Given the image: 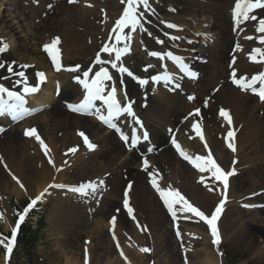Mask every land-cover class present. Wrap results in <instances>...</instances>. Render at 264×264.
Listing matches in <instances>:
<instances>
[{
	"label": "bare ground",
	"instance_id": "bare-ground-1",
	"mask_svg": "<svg viewBox=\"0 0 264 264\" xmlns=\"http://www.w3.org/2000/svg\"><path fill=\"white\" fill-rule=\"evenodd\" d=\"M64 1L66 0H0V42L7 45V50L0 53V63L5 65L0 68V84L14 91L20 85L18 92L21 95L26 86H35L38 89L37 92L25 97L24 107L27 111L22 118L18 117L14 120L7 113L0 116V127L3 128L0 134V147L6 142L10 150L16 151V153L7 152L6 148L0 151V168L4 174V182L0 178V203L5 205L2 196L10 186L23 184L25 187V180H29V184L34 185L37 192L34 197H36L46 188L45 195L52 194L53 191L48 187L50 184H63L67 186L65 189L69 190L73 186L103 179L105 184L99 190L103 192L102 199H105L101 204L102 208L98 206V210L103 215L104 210H107L110 216L106 220L108 224L104 223L102 216H99V221L95 218L93 223L95 227L92 226L88 231V234L96 235L92 246L87 243L89 246L81 244L78 247L77 242L71 241L68 247L66 233L73 234L71 236L76 238L86 232L87 225L80 227V224L83 220L89 221L91 217H94L96 207H91L94 205L91 198L98 196L97 192L93 195L81 196L78 193L68 194L61 191V194L52 197L55 202L52 208L54 218L49 214L46 216L47 231H51L52 235L58 233L66 244L65 246L62 243L57 244L58 250L55 252L57 262L65 258V264H78L77 259L71 260V256H67L69 253L74 255L78 251L76 255H81L83 252L81 256L84 257L85 263H88L90 257L93 259L96 254L101 264V261L106 258L105 253L111 251L110 244L107 242L106 225L120 230L121 237L122 234L129 239L132 236L130 228L123 226L122 215L116 218L115 224L112 223V218L117 216V211L111 215L112 211L108 206L113 200L119 204L123 203L124 192L128 190L127 185L131 183V190L134 189L136 195H133L130 190L129 201L134 205L136 219L133 220L126 214L125 216L132 222V232L135 234L137 244L142 248L151 249L152 246L153 249H166L171 253L172 245H166L164 237H161L165 236L166 232L164 231L161 235L157 232L158 225L162 222L158 216V214L161 215L162 209L159 205L163 201L152 186V177L149 176V172L155 174L156 182L161 188L176 189L184 196L191 197L192 202L196 203V206L199 205L205 213L210 208L214 211L222 198L219 191L209 192L207 187L199 185V179L206 177L205 181L209 186L222 190V185L215 181L210 173H202L189 161L183 160L171 144L174 137L180 144L181 150L190 157L207 156L210 153L224 170L233 168L236 170V174L230 178L227 201L223 206V210L225 212L229 210L231 214L227 215L228 212L225 215L224 212L221 218L222 221L228 220L227 228L232 229V235H229L228 230L224 228L221 246L230 236L231 238L234 236L237 241L240 236L247 235L251 237L246 242L250 246L253 245L252 252L264 253V101L253 96L250 93L251 89L242 90L238 87L233 82L232 76L235 70L236 79L245 77L250 81L251 77L264 73V61H261L259 56L255 60H251L249 56L253 49L264 48V44L258 41L264 33L256 31L259 19L264 18V9H257L251 13L257 16L256 21H242L237 27L233 20L235 0H148L150 7L144 9L141 6L140 8V11L144 13L141 19L143 28L138 27L136 31L130 28L125 29L124 34L131 39L127 41L122 39L120 44H116L117 33L112 32L109 42L108 37L111 28L121 17L126 6L121 0H76L75 4L65 2L69 8H75V10H72L70 15L60 16L58 22L49 25L47 15L53 9L59 11ZM59 14H61L60 11ZM169 23L177 27L168 28ZM39 27L41 31H38ZM44 28L45 31H43ZM59 34L63 39H60L55 48H52L56 51L55 56L60 65L57 70L56 63L48 57V51L43 54L41 48L51 45L53 37ZM69 34H76L82 38L81 42L85 41V43L77 42L79 48L76 49L78 44L73 41L74 38L68 39ZM173 37L177 38L173 39ZM246 37H253V39ZM125 43L129 51L121 56L117 64L126 67L133 76L120 72L118 68H112L111 63L107 62L114 61L115 53L109 55L103 51L100 52L105 45L122 48ZM152 52L162 55L172 53L182 59L183 65L169 59L166 55L163 59L154 57L150 54ZM98 54L105 63L93 64ZM233 58H235L234 63ZM21 65L28 67H21ZM9 66L13 68V72L7 70ZM76 66H79L77 71L68 70ZM185 66L198 74L195 79H191L182 70ZM102 67L107 68L112 76L111 80L105 81L106 94L115 88L116 96L122 105L132 102L135 113V117L130 118L126 114L113 122L130 139L133 132L141 137L143 131L146 130L149 133V140L141 139L134 149L130 150L128 145L126 148L120 133H116L115 129L106 130L102 127L98 119V116L102 114L99 106H94L93 110L84 116L71 111L68 107L70 104H79L85 96L81 84L75 79L76 75L79 74L82 78L84 71L92 69L89 74L92 77ZM20 72L24 73V78L17 75ZM41 72L46 77L44 85L37 82L38 73ZM165 73L172 77L170 83L152 80V77ZM34 77L35 82H33ZM22 79H24L23 85L18 83ZM139 79H145L148 83L141 85L138 82ZM176 83L180 84L179 88H175ZM258 86L259 84L256 87ZM189 96L194 99L189 100ZM4 98L7 100L6 96ZM205 101H207L206 107L203 106ZM37 108L35 115L31 116L29 112ZM197 108L200 109V115L190 116L189 113H193ZM213 108L216 112L213 115L209 114ZM220 109L230 112L231 125L219 115ZM50 111L52 113H49ZM136 118H139L143 127L136 123ZM194 122L199 124L203 140L193 130ZM33 123L39 126L37 134L52 151V156L45 159L47 166H37L36 156L43 158L44 148L34 136L25 135V131L31 129L30 126ZM54 124L63 128V138L52 131L51 126ZM69 125L76 126L75 128L79 131L82 130L86 136H89V141L97 147L89 150L84 143V137L78 131H73V135L69 133ZM22 129L25 137L21 138V142L24 145L29 142L30 145V148L26 147L24 150L13 143ZM230 130L234 133L232 138L227 137ZM87 132H90V135ZM229 142L234 143L235 152L228 147ZM162 145L163 147L160 148ZM150 147L153 148L152 152L148 151ZM73 148L77 150L71 152L70 149ZM135 158L138 159V164L133 161ZM145 158L150 166L148 171H145L143 167ZM49 160L53 163H49ZM234 161H236L235 164ZM108 163L111 166H107ZM159 163L163 165L161 168L157 166ZM60 167H63L62 170ZM242 171L244 174L241 180L234 182V177ZM67 172L75 173L78 179L68 176ZM17 180L20 183H17ZM245 184L246 188L241 190ZM255 191L258 193L255 195L258 196L259 203L263 206L261 211L253 208V204L257 203L253 202V199H251L252 202L244 200L246 195H254L252 193ZM245 205L252 206L245 208ZM147 206L149 212H145ZM241 206L247 211H239ZM209 213L211 212L207 214ZM182 215L185 216V214ZM178 217L180 221L181 214H178ZM66 221L69 222L66 223ZM71 222L75 224L74 227H70ZM137 223L141 227H137ZM169 227V229L172 228L171 225ZM180 230L181 236H191L194 244L189 241L190 238L180 241L178 237L176 242L179 246L183 244L192 247L188 250L200 261V264H213V261L218 259L219 254L216 255L213 252L211 239L201 226L196 225L190 229L182 224ZM146 233L150 239L145 235ZM152 233L155 235L154 238ZM118 241L120 242L119 239ZM110 242L112 248L116 247L120 253V245L117 247V244ZM101 243L106 245L101 246ZM249 248L251 250V247ZM68 251L69 253H66ZM140 253L141 259L145 258L147 262H151V252V257L148 252L140 251ZM197 259L194 262L197 263ZM222 259L223 256L220 257L221 264L224 260Z\"/></svg>",
	"mask_w": 264,
	"mask_h": 264
},
{
	"label": "snow or ice",
	"instance_id": "snow-or-ice-1",
	"mask_svg": "<svg viewBox=\"0 0 264 264\" xmlns=\"http://www.w3.org/2000/svg\"><path fill=\"white\" fill-rule=\"evenodd\" d=\"M69 3H75L76 0H68ZM123 4L126 6L123 9L121 17L115 22V27L112 29L114 33H117L115 35V41L116 44H120L122 39L124 41L130 40L131 37L127 36L125 33V29H131L132 31H136V29L143 28V24L141 23V19L143 18L144 13L140 11L141 6H143L144 9L149 8V2L148 0H121ZM257 9H264V0H235V6L233 8V20L237 27L240 26L242 21H256L258 18L256 15H253L251 13L255 12ZM168 28H176L177 25L175 24H167ZM146 30V29H145ZM256 31L259 33H264V18L259 19L258 26L256 27ZM123 34V35H122ZM177 37H173V39H176ZM247 39H253V37H246ZM261 44H264V35L259 37ZM160 43H163L162 41H159ZM59 43V38H56L52 41L51 45H45L44 50L49 51L50 48H55V45ZM237 49H239V45H237ZM7 50V45L0 42V53ZM102 51L104 53H108L109 55H112V53H115V59L114 61H107L108 63H111L112 68H118V70L122 73H127L129 76H133V73H131L126 67L123 65L117 64L118 61L121 60V56L126 54L129 51L127 43L124 44V47H116L115 45H105L102 48ZM154 57H159L161 59L164 58L166 55L169 59L176 61L177 63H180L183 65V61L180 57L174 56L172 53H165L161 54L158 52H152L150 53ZM249 56L251 59H256L257 56L260 57L261 61H264V48H255L252 50V52L249 53ZM53 61L56 63L57 70H59L60 65L58 62V59L56 56H53ZM235 62V58H233V63ZM96 63L102 64L105 63V61H102L100 58V55L98 54L96 57ZM5 65L0 63V68H3ZM21 67H28L27 65H21ZM79 66H76L75 68L68 69L69 71H77ZM9 72H13V68L11 66L7 69ZM186 75H188L190 78L195 79L197 77V73L194 71H191L186 66L182 69ZM92 69L86 70L83 72V79H81L80 76H76L75 79L83 86V88L86 90V95L84 96L83 100L79 104H70L68 105L69 109L73 112L77 113H90L93 108L94 104L93 102L95 100L103 101V103L107 106V115H99L98 119H100L105 125L109 126L112 129H115L117 132L120 133V138L125 142L126 145L129 146V149H134L143 139L144 141L149 140V133L145 130L143 131L142 137L140 135H137L135 132H133L131 139L129 136L124 135L120 129L117 127V124L113 122L114 118L120 117L122 114H127L128 116L135 117V113L132 108V102H128L125 105H121L120 101L117 99L116 96V89L112 88L111 91L105 95L106 91V85L105 81L111 80L112 76L109 74V71L107 68H100L99 71H96L92 77H90V72ZM17 75L24 77V73L20 72L17 73ZM38 75L43 78L44 73H38ZM233 76V82L240 87L242 90H248L251 89L252 92L259 96L261 101H264V73H260L258 75H255L251 77V80H247L245 77H241L240 79H236V73L235 70H233L232 73ZM152 80L155 82H159L161 80L165 81L166 83H170L172 81V77L165 73L162 75H157L152 77ZM138 82L141 85L147 84L148 81L145 79H139ZM26 83V81H25ZM259 84V88L256 87V85ZM175 88H179L180 84L176 83ZM38 89L35 86L32 87H25L23 89L24 95H21L18 91L10 90L9 88L5 87L4 85L0 84V116H4L6 113L10 114L12 116V119H17L18 117L22 118L23 114L27 111L25 109L24 105L26 103L25 96L31 93L37 92ZM5 95L7 97V100H5ZM189 100L194 99V97L189 96ZM11 101V103H9ZM205 106H207V101H205ZM98 111V110H97ZM189 115H200V109H195L193 113H189ZM219 115L227 121L229 125L232 124V119L230 116V112L225 109H220ZM187 119V117H185ZM136 123L141 125L143 127L142 122L139 120V118H136ZM193 130L197 133V135H200L201 140H203V136L201 135V129L199 127V124L197 122H194L192 125ZM2 131V129H0ZM82 137H84V143L88 147L89 150H94L97 146L92 144L88 137L84 133H79ZM25 135L29 137H35L37 141H39L41 147L47 148L44 141L41 139V137L37 134L36 129H28L25 131ZM234 136L233 131H228L227 137L232 138ZM130 140V143H129ZM171 144L175 147L176 151L183 157L184 160L189 161L193 167L197 168L200 172H208L211 174V177L214 178L215 181L219 182L220 185H222V190L216 189L212 186H209L207 182L204 181L203 177L201 178V183L205 184V187H207L209 192L212 191H219L220 196L222 197L219 201V203L215 206L214 211H212L209 214H206L203 210H201L199 207L193 205L183 194L180 193V191L176 189H163L161 188L157 182H156V176L154 173L149 172V176L152 177L151 183L153 188L156 189V191L159 193L161 200L163 201L165 207L167 208L169 214L172 216L173 220L176 221L179 217L178 214H186L191 213L192 215L198 217L200 220L204 221L205 224L208 225V228L210 230V234L212 236V244L219 246L221 244V235L219 233L218 227H217V221L220 217L221 212L223 211V206L227 201V192L229 189V181L230 177L234 176L236 174L235 168L231 170H224L221 168V166L213 159L212 155L209 153L207 156H199L196 157H190L187 155L184 151L181 150L180 144L176 141V139L173 137L171 140ZM205 147L207 148V144H205ZM228 147L235 152L236 148L234 146V143L229 142ZM77 149L73 148L70 149L71 152H75ZM149 152L153 151V148H148ZM47 155V151L45 152ZM49 163H53L51 160H49ZM234 164L236 161L233 162ZM143 167L145 171H148L149 169V162L145 158L143 160ZM59 170V169H58ZM15 179V177H14ZM17 183H20L17 180ZM105 184V181L103 179H99L98 181H89L85 184H80L79 186H73L69 188V191L73 193H78L81 196H89L95 194L99 188H101ZM20 186L23 188V184H20ZM49 188H65L66 185L63 184H55V185H49ZM127 189L124 192L123 197V207L127 211V214L129 217H131L133 220L136 219L134 215V209L130 206L129 201V191L132 189V184L129 183L127 185ZM47 192V188L44 192L40 193L38 196H36L34 199H32L31 203L28 204L27 207L24 209V213H28V211L37 204L38 201L41 200V198L45 195ZM252 205H245V207H251ZM25 218L24 215L19 216V220L16 223V227L12 230L11 238L8 240V242L5 244L3 240H0V244H3L6 248L7 253H11L13 250V244L16 239V229L19 228L20 222L23 221ZM185 218H191L186 216ZM116 218H112V223L115 224ZM137 227H141L139 223H137ZM177 237H180L181 233L179 231V228L177 227L176 232ZM113 239H116L115 234L113 235ZM117 247H119V242L117 241ZM142 252H149L150 249L148 248H142ZM121 255L123 253L121 252Z\"/></svg>",
	"mask_w": 264,
	"mask_h": 264
},
{
	"label": "rangeland",
	"instance_id": "rangeland-1",
	"mask_svg": "<svg viewBox=\"0 0 264 264\" xmlns=\"http://www.w3.org/2000/svg\"><path fill=\"white\" fill-rule=\"evenodd\" d=\"M65 2L67 4L69 3L68 0H66V1L63 2L64 4L62 3V5L59 7V11H60L61 14H59L58 10L53 9L49 13V15H47L46 19L49 21V25L58 22V19H59L60 16H62V15H66V16L70 15V13L73 12L72 10H75V8H69L68 5L65 4ZM72 4H75V3H72ZM61 27H63V26H61ZM45 28H46V26H45ZM45 28H44L43 31H45ZM38 31H41V27L38 28ZM67 37H68V39L71 37L72 40L74 38L73 41H75L76 44L85 43V41L81 42L82 38L79 37V36H76V34L75 35L69 34V36H67ZM56 38H59V40L63 39V37L60 34L57 35V36H54L53 40L56 39ZM79 44H78L76 49L79 48ZM41 49H42L41 51L43 52V54H45L44 48H41ZM34 80H35V77H34L33 81ZM215 112L216 111L213 108L212 110H210L209 114L213 115ZM49 113H52V111H50ZM245 119L247 120L246 117H245ZM33 124H31L32 126H30V127H33V128L34 127H36V128L39 127L36 123L34 125ZM51 127H52V131L54 133H57L61 138H63L62 137L63 136L62 135L63 134V130H62L63 128H61L57 124H54ZM68 127H69L68 131H69V133L71 135H73V131L74 132L78 131V133H81V132L83 133L82 130L79 131V129L75 128L76 126H74V125L73 126L69 125ZM87 133L90 135V132H87ZM58 135H57V137L60 139V137ZM16 137L17 138L13 142L16 145V147H19V149L21 147L22 150H24L26 147L30 148L29 142L27 143V145L26 144L24 145V143L21 142V138L24 137L23 129H22V132L20 134H18ZM87 137H89V136H87ZM77 138H79V136H77ZM114 141L116 142L115 139H114ZM114 141L112 140L113 143H114ZM23 145H24V147H23ZM160 147H163V145L160 146ZM4 148L7 149V152L10 151L11 153H16V151H14L13 149H12L13 152H12V150H10V148L7 146L6 142L2 144V147H0V151H4L3 150ZM44 151L45 152L47 151V155L45 154L43 158L39 157V156H36L37 166H40V165L47 166L45 164L46 163L45 159H47L49 156H52V151H51L50 148H48V147L46 149L44 148ZM122 153H124V152L122 151ZM134 154L137 155L136 152H134ZM117 159H119V158L117 157ZM133 161H136L135 164H138V159L135 158ZM107 166H111V164L108 163ZM157 166L161 168L163 165L161 163H159V164H157ZM62 168L63 167H60V170H62ZM108 168H111V167H108ZM132 174L134 176L133 172H132ZM243 174H244L243 171L239 172L234 177L233 181L234 182L240 181ZM67 175L68 176H72V178L74 177L75 180L78 179V176H76L75 173L67 172ZM0 178L4 182V174L2 173V168H0ZM127 178H129L128 175H127ZM24 183L26 185L23 188H21V187L19 188L20 184H16L15 185L16 189H15L14 186H10L9 188H12V187L13 188L12 189L8 188L9 190L7 189V191L2 196L5 205L0 203V210H1V215H0V240H3L4 243L6 244L8 232L10 231V229L12 227V224L14 222L15 217L17 216V214L20 213L21 215L25 216V219L28 221V223L33 226L34 230H36V232H37V234H36V237H37L36 238V244H34V246H32V247L31 246L25 247L24 244H22L21 246L17 247L16 251H15V255H14V257L12 259H5V258L3 259V257H2L3 256V251L2 250L4 248V245L0 244V264H28L29 262H30V264H65V258L61 259L60 261L58 260V262H57V258L55 257V252L58 250V248L56 247L57 244L62 243L65 246L66 245L65 244V240L63 239V237L58 236V233H53V235H52L51 231H49V232L47 231L46 216L48 214H49V216L53 215L52 208H53V203H55V202L53 201L52 197H54V195L58 196L59 194H61V191L67 192L68 194H77V193H73V192H71V191H69V190H67L65 188H60V189L59 188H56V189L55 188H51L53 193L45 195L44 197H42V201L40 200L41 204H39V202H37V204L34 205L28 211V213L25 214L24 213L25 207H27L28 204L31 203V201H30L31 198H33L34 195H36L37 192H36V189H35L34 185L29 184V180L28 181L25 180ZM246 186L247 185L245 184L244 188H242L241 190H244L246 188ZM195 187H196V184H195ZM119 190H120V187H119ZM119 190H118V194H119ZM198 190H200V188H198ZM15 191H17V193ZM18 192H20V193H18ZM130 192L133 195H136V194H134V189L131 190ZM97 194H98V196H93V198H91V200L93 199V204H94V205H91V207H93V208L96 207L95 211H94L95 212L94 213V217H91L89 221H88V219H87V221L83 220L81 222V224H80V227H82L84 225H87L86 226L87 228H85L86 232L82 233L80 236H78L76 238H73L71 236L73 234L66 233V235L68 237V239L66 241L67 245L71 241H75V242L78 243V247H80L81 244L82 245L86 244V246L88 244H90L92 246L93 242H95V236L96 235L95 234L91 235V233L88 234V231H89V229L92 228V226H93V228L95 227L94 226L95 224L93 225L94 221L97 218H98V221H99V218L102 216V218L104 220V223L107 222L106 224H108V221H106V220L108 219L107 217L110 216L109 212L107 210H104L105 212H104V215H103V214H100V212L98 210V208H99L98 206H100V209L102 208L101 204L103 202V199H105V198L102 199L103 192L98 189ZM252 194H254V195H251V194L246 195L245 196L246 198H244V200L246 202H252L251 199H253V202H255V201L257 202L256 205H260L261 203H259V201H258L259 198H258V196H256V195H258L257 191L253 192ZM197 195L199 196L198 193H197ZM185 197L190 202H192L193 199L191 197H187V196H185ZM116 198L118 199V197H116ZM110 204L111 205H108V206L111 208V211H112L111 215L115 214L116 211H117V216L115 218H118L120 215H122L121 218H122V222L124 224L123 226L127 227V229L130 228L133 237L131 236L130 239H129V237L125 238V236L123 234H122V237H121V236H119L120 230H118V229L116 230L113 227H111L109 225H106V233H107V236H108L107 237V240H108L107 242H109V244H110L111 251L109 253H105V257L106 258H105V260L101 261V264H152L153 263L152 260H155V262L153 264H200V261L195 256H193L191 254V252H189L190 250H188V249H191L192 247H189V246H186V245L184 246L183 244L180 245V246L178 245V242H176L177 239L175 240V237H177L176 233H175L176 229L175 228H173L174 230H171L172 228L169 229L170 228L169 226L170 225L172 226L173 224H170L169 219L167 218L166 215H164L163 210L161 208H160L161 209V215L158 214V216L162 220V222L160 223V225H158L159 228H158L157 232H159L160 235L162 233H164V231L166 232L165 236L163 235L161 237H164L163 239L166 241V245H168V244H169V246L172 245L171 246L172 252L170 253V251H166V249H163V250L161 249L160 250V248H154L153 249L152 246H151V249L148 252V254H150V252L152 254L151 262H147L145 258L141 259L140 251L142 249V246H139L137 244V241H136V238H135V234L132 232V222H131V220L129 221V219L126 218L125 212L123 211L121 202L119 204V202L117 203L115 200H113V202L110 203ZM130 204H131V206L133 208L134 205L131 202H130ZM192 204L195 205L196 203L192 202ZM197 206L201 210H203L199 205H197ZM159 207H162V206L159 205ZM106 208H108V207H106ZM245 208H247V207H245ZM245 208H243L241 206V209H239V211H245L246 210ZM63 209L65 210V208H63ZM148 209H149V207L147 206L146 209H145V212H149ZM261 210H263V207L261 208V206L256 209V211H261ZM48 211H49V213H48ZM209 211H211V208L207 211V213ZM228 212H229V210H227L224 214L226 215ZM3 213H4V215H3ZM60 213H61V211H60ZM230 214H231V212H229L227 215H230ZM69 215H70V213H69ZM186 215L188 217H190L191 213L190 214L186 213L185 216L183 215V217H186ZM191 216L192 217L190 219L189 218H184L185 221L183 220L182 221L183 223H181V225L182 224L183 225H187L188 228H190V229L193 228L196 225H199L204 230L207 231V227H206L207 225L204 224V221L200 220L198 217H196L194 215H191ZM52 217L54 218V216H52ZM195 218H196V220H195ZM126 220H128V221H126ZM39 221H42V226H40V228L38 227V222ZM61 221H62V219H61ZM188 221H191V222L188 223ZM220 221H222L221 218L219 220V233H220V235L223 234L224 228H226L228 230L229 235H232V229H230V227H229V229L227 228L228 220H224L223 219L222 222H220ZM68 222L69 221H66V223H68ZM224 222H226V223H224ZM50 225H52V223ZM98 225L99 224H97V226ZM74 226H75V224H73L71 222L70 223V227H74ZM154 227L156 228V225H154ZM166 228H167V230H166ZM181 230H183V228H181ZM181 230H180V227H179V231L182 234ZM148 231H150V230H148ZM114 234H115L116 239H113V235ZM145 235L148 237V233H146ZM152 236H153L152 238L155 237V235L153 233H152ZM243 236H240L237 241H235V237L234 236L232 238L230 236V238H229L230 241L228 239L222 246H221V244L219 245V247L216 246L214 248L215 250H213V252L216 255H218V254L219 255H218V259H215L213 261V264H215V263L216 264H221L220 263V257L224 256V254L226 256L225 257L226 260L223 257L224 260L222 259L223 260L222 264H225V262H226V264H264V259H263L264 258V253L262 252V253H258L257 254V253L252 252V246L253 245L250 246L249 243L246 242L248 239H251V237H249L247 235H243ZM222 237H223V235L221 236V238ZM109 238H110V240H109ZM186 238H190L189 241L194 244L193 239H192L191 236L183 237V236L180 235V241L185 240ZM118 239L120 240V242L118 241ZM148 239H150V238L148 237ZM233 240L236 243L233 242ZM110 241H112V243H114V244H117V241L119 242L120 253H119V250L118 251L116 250V247L113 246V248H112V245H111ZM131 242H132V244H131ZM173 242H174V246H173ZM221 242H222V240H221ZM150 243H151V241H150ZM105 245H106V243H101V246H105ZM68 247H69V245H68ZM179 247H182V248L180 249ZM249 247H251V250H250ZM185 248H187V249H185ZM216 248H217V251H216ZM184 249H185V252H183ZM193 249H195V247H193ZM187 250H188V253H186ZM61 251H62V249H61ZM220 251H221V253H220ZM121 252L123 253V255H121ZM217 252H219V253H217ZM66 253H69V251L66 252ZM76 253H78V251ZM76 253L74 255L73 254L71 255V253H69L67 256L68 257L71 256L70 257L71 260L72 259L73 260L77 259V263L78 264H100L99 263L100 261H98V255H96V254H94L93 259H91V257H90V260L88 261V263H85L84 262V257L81 256L83 252H81V255H78V254L76 255ZM151 254H150V257H151ZM196 259H197V263L194 262Z\"/></svg>",
	"mask_w": 264,
	"mask_h": 264
},
{
	"label": "trees",
	"instance_id": "trees-1",
	"mask_svg": "<svg viewBox=\"0 0 264 264\" xmlns=\"http://www.w3.org/2000/svg\"><path fill=\"white\" fill-rule=\"evenodd\" d=\"M32 234H33V237H32ZM34 234L35 233L31 231L30 226L26 225L22 228L18 240L20 243H23L26 246H29V245L32 246V244L35 243V239H36Z\"/></svg>",
	"mask_w": 264,
	"mask_h": 264
}]
</instances>
